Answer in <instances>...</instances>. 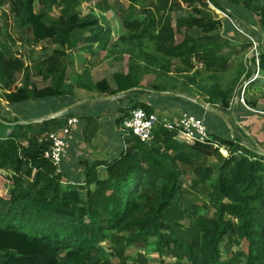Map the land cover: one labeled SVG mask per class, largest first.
<instances>
[{
	"label": "trees",
	"instance_id": "trees-1",
	"mask_svg": "<svg viewBox=\"0 0 264 264\" xmlns=\"http://www.w3.org/2000/svg\"><path fill=\"white\" fill-rule=\"evenodd\" d=\"M3 4L11 17L2 11L0 88L10 106L35 101L44 108V102L55 100L60 105L56 111L72 103L75 88L108 95L142 93V75L150 71L132 48L146 39L159 55L142 52L143 58L157 64L154 73L164 78L153 85L157 94L166 82L184 77V84L200 89L205 103L219 104L224 111L243 74L251 79L248 86L258 87L260 99L245 96V103L264 112V41L258 42L250 66L240 61L224 85L201 77L225 73L238 55L209 4L235 22H242L236 11L256 15L258 35L264 38V0L97 1L98 9L120 16L125 31L113 45L128 46L131 53L127 70L113 73V87L105 79L93 81L87 69L66 75L73 65L72 50L89 53L93 44L104 49L110 39L95 13L77 9L79 0H0ZM15 42L28 46L27 63L13 52ZM40 42L44 45L35 49ZM112 46L109 54H116ZM172 59L182 64L173 75ZM17 73L21 82L16 85ZM35 76L47 83L38 85ZM131 106L154 110L140 97ZM69 115L38 122L21 113L0 115V170L7 174H0V264H264V150L213 129L200 143L159 124L147 141L125 136L127 145L118 155L86 163L84 180L73 183L43 155L45 134L62 128ZM86 121L85 134L93 136L97 120L87 116ZM214 143L226 148L227 156ZM5 180L11 183L7 193ZM149 242L154 259L143 251L128 255L129 247L146 249Z\"/></svg>",
	"mask_w": 264,
	"mask_h": 264
},
{
	"label": "rangeland",
	"instance_id": "rangeland-1",
	"mask_svg": "<svg viewBox=\"0 0 264 264\" xmlns=\"http://www.w3.org/2000/svg\"><path fill=\"white\" fill-rule=\"evenodd\" d=\"M99 0H79L80 4L78 6V10L82 14H86L89 12H93L98 17L100 23L103 25L104 29L110 33V39L109 43L106 48L101 49V46L98 44H93V47L91 49V52H85L81 49L72 50L70 53V60L73 61V65L71 67H68L66 70V75L68 78L75 74L78 71H81L83 69H87L90 72L91 79L93 81L105 79L107 80L112 87L114 86L112 75L116 71H126L127 70V63L129 61L131 53L128 51V46H122L118 45L115 47L113 45L114 42L118 39V36L125 31L124 26L121 22L120 16L118 13H115L113 11H105L100 10L97 8L96 2ZM108 2H112L113 0H107ZM126 3V2H125ZM39 6L38 1L35 2V9H37ZM137 6L141 8V3H137ZM210 7L211 4H209ZM214 12L217 15V18L220 19V32L223 35H227L232 39L233 47H236L238 55L232 56V58L229 61V70L225 73L221 72H215V76H208L203 73L204 75H201L203 81L205 83L207 82H213L217 81L220 83V85H224L225 81L232 79L235 76L236 71L239 68L240 61L243 62V64L250 66V58L254 54L257 56V50L259 49L258 42H263L264 38L262 35L259 34V28H258V21L256 15L252 14L249 11L246 10H239L236 11L235 15L242 21V22H235L234 19L230 18L225 12H223L220 9L214 8ZM2 11H5L9 14V17H11L10 9L7 4H3L0 6V26L3 27V18H2ZM58 11V9H54L52 12L55 14ZM224 19H228L230 22V26L226 23ZM244 22V23H243ZM248 25H247V24ZM240 27V28H239ZM237 33H240L247 39H250L252 41L251 45L249 43L243 41V38H241ZM1 36V34H0ZM44 43L40 42L38 43L37 47L35 46V49H38L39 47L43 46ZM113 45V46H112ZM50 45L46 44L45 51L48 49ZM52 46V45H51ZM114 48L116 51L109 54V49ZM56 47V46H53ZM141 51H140V50ZM13 52L17 56H21L23 60L27 63L26 59V53L29 52L28 46H24V44H20V42H15L12 46ZM147 52L151 54H157L154 49V45L150 42H148L146 39L142 41V45L140 46H133L132 53L133 55L140 56L138 58V61L141 65H147L150 72H146L142 75L141 78V88H143V92L137 94L138 97L141 98H158L160 101L162 99V103L166 106L167 104H172L178 99L183 104V108L193 114L202 115L204 117V120L206 124L208 125L209 130H212L216 132L219 135L232 137L236 136L238 137L244 144H246L249 147L264 150V114L259 113L260 111H254L252 115H249L247 111H251L247 108H244L245 106L242 104L240 100H235L236 93L238 89H241L244 83L247 81L243 76V74L240 77V80L236 84V91L234 93V96L230 99V106L227 110L222 111L219 104H213V105H206L207 103L204 102L205 96L201 93L200 89L191 84L187 83L184 84L183 82L186 81L184 77H179V80L177 82L171 80L169 82H166V89L164 92H160L157 94L154 92L153 85L156 81L158 82H164V78H161L159 75L160 72L154 73L158 69L157 64H148L145 58H143V53ZM136 56V57H137ZM176 65L181 66V62L179 59H172L170 63V70L169 74H174V69ZM257 66V63H256ZM194 69L192 68L189 72V74H193ZM158 75V77H156ZM16 85L20 84L21 82V74L17 73L15 75ZM257 76V70L253 74V77ZM259 77V76H258ZM33 79H37L38 85H44L47 82L39 80L40 78L38 76L33 77ZM251 80V79H249ZM262 84L264 83V78H261ZM241 83V84H240ZM260 84V87H263V85ZM80 89V88H78ZM77 90V88L74 89V91ZM199 90V91H198ZM246 92L245 96L251 97V98H257L259 99V90L257 86H246ZM4 90L0 88V115H10L11 117L16 113H29L27 109L25 108L26 104H22L19 106L13 105L10 106L6 103V100L3 96ZM74 96L77 99H85L91 96L90 93L82 92L81 91H75ZM78 95V96H77ZM108 99L112 100L114 99L118 94L114 95H108ZM155 96V97H153ZM260 100V99H259ZM72 103L75 100H71ZM204 102V104H203ZM260 104L262 102L258 101ZM71 103V104H72ZM161 103V102H160ZM159 103V104H160ZM180 103V105H181ZM44 104L47 105V108L39 110L38 116H34L37 118H42L46 116H60L69 115V109L65 111H60L61 109H58L55 111V109L59 108L60 105H58V101L50 100L47 102H44ZM56 104V105H55ZM68 104L64 108H68ZM39 105V104H38ZM55 105V106H54ZM176 106L179 107L177 104ZM51 109H49V108ZM173 107V105H172ZM131 108V107H130ZM174 108V107H173ZM53 109V110H52ZM166 110V109H165ZM155 111V110H154ZM30 114V113H29ZM27 115V114H26ZM105 125V124H104ZM212 126V127H211ZM109 131L111 133L110 126ZM112 134V133H111ZM0 174L4 177L7 175L3 170H0ZM186 183L188 182V176H185ZM10 182L3 181L2 188L4 189L5 193H7ZM239 247L244 248L245 244L242 243L239 245ZM236 248V246H234ZM138 251H143L146 253V255L152 259L156 257V254L153 253V243L149 242L147 245V248H135L133 246L129 247L127 249V253L130 256L135 255ZM225 254L222 253V258H225ZM173 262V260H168ZM126 264H133L132 261H128ZM173 264V263H172Z\"/></svg>",
	"mask_w": 264,
	"mask_h": 264
},
{
	"label": "crops",
	"instance_id": "crops-1",
	"mask_svg": "<svg viewBox=\"0 0 264 264\" xmlns=\"http://www.w3.org/2000/svg\"><path fill=\"white\" fill-rule=\"evenodd\" d=\"M116 72L121 73L125 71ZM75 91L90 93L91 96L85 99H77L76 97H73V100L75 101L69 105L68 108L60 110L65 111L69 109V116H76L78 118L77 123L71 127V131L67 135L68 149L61 163L60 170L65 173L67 179L71 182L80 183L84 180V167L86 163L89 164L96 160L111 161L126 147L127 143L124 138L125 133L120 129L117 119L122 114L128 113L130 107L132 108L131 105L133 104V98H139V95L137 96L133 94L127 96L122 92L114 99L110 100L107 95L99 94L95 91L78 88ZM75 91L73 96L76 95ZM140 99L151 104L155 111H159V113L168 116L176 115L184 109L181 101L178 99L175 101V98L173 100L176 104L172 103L170 105L166 103V106L162 103V99L161 101L158 98L150 99L140 97ZM25 104V108L30 113H24L25 119L38 122L49 117H34L35 115L38 116L39 110L47 108L46 104L42 106L44 108H39L38 102L35 101ZM177 104L179 107L176 106ZM87 116H92L97 120L96 125L98 126V129L93 136L85 134V131H87ZM25 119H22V121ZM24 122L27 121L25 120ZM108 125L110 126L112 134L109 131ZM102 168L103 166H100V171Z\"/></svg>",
	"mask_w": 264,
	"mask_h": 264
},
{
	"label": "built area",
	"instance_id": "built-area-1",
	"mask_svg": "<svg viewBox=\"0 0 264 264\" xmlns=\"http://www.w3.org/2000/svg\"><path fill=\"white\" fill-rule=\"evenodd\" d=\"M249 81L247 80L242 88L237 91L235 100H240L247 109L254 110L244 100L245 89ZM128 113V116L119 123L120 129L125 133V136L137 138L140 141H147L151 137L153 130L159 124L166 129L175 130L200 143L206 142L211 132L202 115L193 114L185 109L176 115L168 116L159 113V111H147L140 106H134L129 109ZM260 113L264 114V112ZM77 121L78 118L76 116H70L62 128L45 134V139L48 140V146L43 155L57 168V171H60L61 163L68 149L67 135ZM214 146L219 147V151L224 156H227L226 148L218 146L216 143H214Z\"/></svg>",
	"mask_w": 264,
	"mask_h": 264
},
{
	"label": "water",
	"instance_id": "water-1",
	"mask_svg": "<svg viewBox=\"0 0 264 264\" xmlns=\"http://www.w3.org/2000/svg\"><path fill=\"white\" fill-rule=\"evenodd\" d=\"M212 6V5H211ZM213 7V6H212ZM203 104H204V102H203ZM50 117H52V116H49L48 118H50ZM31 122H37V121H31Z\"/></svg>",
	"mask_w": 264,
	"mask_h": 264
}]
</instances>
